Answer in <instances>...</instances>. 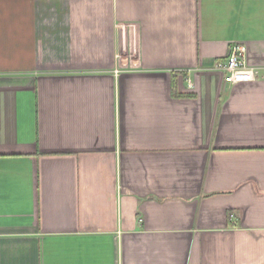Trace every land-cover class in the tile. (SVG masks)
<instances>
[{
    "label": "crops",
    "instance_id": "0c3cea01",
    "mask_svg": "<svg viewBox=\"0 0 264 264\" xmlns=\"http://www.w3.org/2000/svg\"><path fill=\"white\" fill-rule=\"evenodd\" d=\"M0 264H264V0H0Z\"/></svg>",
    "mask_w": 264,
    "mask_h": 264
},
{
    "label": "built area",
    "instance_id": "2783aa9c",
    "mask_svg": "<svg viewBox=\"0 0 264 264\" xmlns=\"http://www.w3.org/2000/svg\"><path fill=\"white\" fill-rule=\"evenodd\" d=\"M216 68L224 73L228 83L252 81L257 76V69L249 66L247 47L244 44H234L226 58L220 60Z\"/></svg>",
    "mask_w": 264,
    "mask_h": 264
},
{
    "label": "trees",
    "instance_id": "16d2710c",
    "mask_svg": "<svg viewBox=\"0 0 264 264\" xmlns=\"http://www.w3.org/2000/svg\"><path fill=\"white\" fill-rule=\"evenodd\" d=\"M174 95L175 96H183V95L177 94L175 91H174Z\"/></svg>",
    "mask_w": 264,
    "mask_h": 264
}]
</instances>
